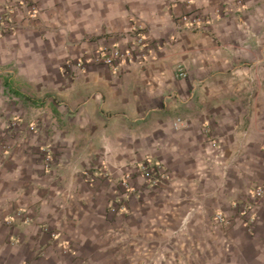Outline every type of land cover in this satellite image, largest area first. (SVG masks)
Returning a JSON list of instances; mask_svg holds the SVG:
<instances>
[{"label": "crops", "instance_id": "crops-1", "mask_svg": "<svg viewBox=\"0 0 264 264\" xmlns=\"http://www.w3.org/2000/svg\"><path fill=\"white\" fill-rule=\"evenodd\" d=\"M37 2L46 30L0 32V127L27 119L0 138V264H264V0ZM134 24L147 60L76 66ZM8 79L62 98L54 138ZM58 145L52 164L35 152ZM149 163L168 187L138 174L120 200L115 181Z\"/></svg>", "mask_w": 264, "mask_h": 264}, {"label": "rangeland", "instance_id": "rangeland-1", "mask_svg": "<svg viewBox=\"0 0 264 264\" xmlns=\"http://www.w3.org/2000/svg\"><path fill=\"white\" fill-rule=\"evenodd\" d=\"M18 10H22L23 14L18 15L17 14ZM28 26H33L35 29H38V30L40 29L41 31L46 30L47 26L42 24V20L40 17V7L38 5L37 0H18L17 3L12 2L8 4L7 6L0 9V32L2 34L5 35L8 33L16 32ZM114 68H117V67H114ZM14 70L15 69L13 66H8L5 68L4 73L7 74L8 76H14L15 75ZM20 99L24 100L26 103H29L31 106L34 107V112H33L34 115L31 119H28V120L33 121L32 123L33 131L37 134H41L42 131H49V136L51 135V137L54 138V135L56 134V130L51 125H49L50 126L49 128L42 129V126H43L42 122L47 123V122L56 121L59 125V129H62V117H60V115L62 116V113L59 112V108L62 107V98L61 99L45 98L44 100L40 99L39 101H42V103L40 104L32 103L23 97H20ZM46 107L49 108V110L47 109L49 111L48 112L49 118L46 117L47 116L46 112L43 111V109L46 110ZM0 119L2 118L0 117ZM24 120H27V119L20 118V117L6 118V121H8V123L7 125H3V127L2 126L0 127V138L5 140L7 139L6 137L15 138L17 135L16 133L20 134L21 132L25 134V130H23L21 128L22 125H20L21 122ZM2 146L5 147V149L7 150L14 148V146L10 145L9 143L4 144V145L2 144ZM61 148H62L61 145L53 146V147L48 146L44 149L38 148L35 152L39 153L40 155H44L45 161L43 163H46L47 165L49 163L51 164L54 163V160H56L57 155L62 154ZM151 165H155V163L138 165L135 170V173H127L125 174L124 177H121L115 181V183H117L118 185V193L121 197L120 200H123L122 196L124 194L125 196L126 195L132 196L133 194L136 193V191H138L137 190L138 188L131 183V180L134 177L138 176V174L144 178L145 184H148L147 186H156V187L163 186L162 188L168 187L169 181L171 179V175L168 171H164L166 173V176H164L162 172H159L157 170L155 174V179L153 178L152 181L144 177V175L142 174V168L145 166L151 167ZM125 180H127V183H124ZM112 208H113L112 209L113 212L119 211V209H115L114 207ZM249 213L250 211L246 215H243V218H245L247 224H251L252 222V217L249 215ZM218 214H222V213H218ZM222 224H225V225L230 224V221L227 220V223L222 222Z\"/></svg>", "mask_w": 264, "mask_h": 264}, {"label": "built area", "instance_id": "built-area-1", "mask_svg": "<svg viewBox=\"0 0 264 264\" xmlns=\"http://www.w3.org/2000/svg\"><path fill=\"white\" fill-rule=\"evenodd\" d=\"M151 46L146 35V27L134 24L131 31L128 34H120L113 44H105L93 49L87 56L80 58L75 64L80 69H83L89 63H95L98 65H107L111 67H120L124 64L135 60L136 57H142L143 61L147 60V51ZM180 76H186L184 69L179 70ZM162 172L164 176L166 173L162 170L158 164L145 166L142 168V174L148 180L155 179L156 171ZM127 183V180L124 181ZM250 211V205L244 206L243 215H246ZM217 219L220 222H226V218L222 214H217ZM248 221V220H247Z\"/></svg>", "mask_w": 264, "mask_h": 264}, {"label": "trees", "instance_id": "trees-1", "mask_svg": "<svg viewBox=\"0 0 264 264\" xmlns=\"http://www.w3.org/2000/svg\"><path fill=\"white\" fill-rule=\"evenodd\" d=\"M6 87H7V89H8L10 92H12L13 94H15V95H17V96H21V97L25 98L26 100H28V101H30V102H32V103H36V104H40V103H42V101H39V100H37V99H35V98L29 96V95H26V94H24L23 92L19 91L18 89L14 88V87L11 85L9 79L6 80ZM43 102H44V101H43Z\"/></svg>", "mask_w": 264, "mask_h": 264}]
</instances>
